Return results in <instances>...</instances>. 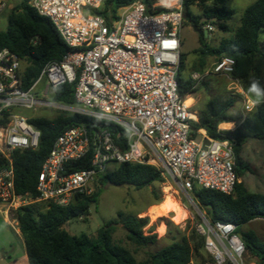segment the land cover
<instances>
[{"label":"built area","instance_id":"obj_1","mask_svg":"<svg viewBox=\"0 0 264 264\" xmlns=\"http://www.w3.org/2000/svg\"><path fill=\"white\" fill-rule=\"evenodd\" d=\"M104 2L30 0V7L51 22L70 51L60 61L47 62L27 90L21 87V59L0 48V119H6L0 125V208L6 220L30 203L65 207L76 197L91 196L96 178L108 164L151 166L168 187L172 184L184 194L196 186L231 195L239 181L233 144L194 129L198 115L186 104L188 96L178 93L181 0L175 9L159 12L148 11L137 0L110 20L94 13ZM5 7L0 0V13ZM201 29L209 33L213 26L206 24ZM233 65L231 58L223 57L212 64L211 73L229 76ZM41 82L44 89L38 94ZM62 85L73 87L76 107L47 100ZM247 101L244 109L250 112ZM15 109L71 112L94 121L92 129L75 126L56 137L37 177L36 198L19 195L14 187L12 153L34 150L39 140V132L28 118L13 113ZM101 122L112 123L126 134L125 150L116 145ZM89 153V167L73 170L72 165ZM175 193L174 200L187 213ZM12 221L17 226L15 218ZM234 229L233 224H211L203 217L199 231L215 264H237L234 255L240 257L244 248ZM233 238L237 246L230 245L232 253L228 245Z\"/></svg>","mask_w":264,"mask_h":264},{"label":"trees","instance_id":"obj_2","mask_svg":"<svg viewBox=\"0 0 264 264\" xmlns=\"http://www.w3.org/2000/svg\"><path fill=\"white\" fill-rule=\"evenodd\" d=\"M137 0H105L103 6L95 10L106 20L117 19L119 9ZM147 10H173L159 6L154 8L156 0H140ZM227 0H181L183 22L201 29L210 22L222 32H228V22L233 12L225 7ZM30 0H21L9 11L6 28L0 32V48H6L16 54L23 63L21 87L29 89L37 80L41 70L49 61H60L69 52L51 22L39 16L30 7ZM197 9V13L192 11ZM202 21V22H201ZM204 60L214 57L215 61L229 57L234 61L233 71L229 77L237 82L247 94L251 79H257L264 87V0H256L242 13L239 26L231 38L222 39L218 46L209 47L200 40L197 50ZM203 63V62H202ZM183 58H179L177 68V86L181 97L194 93L190 79L182 78ZM73 87L62 85L51 94L53 103L66 107H76ZM235 100H209L204 108L197 112L198 122L194 129L204 130L211 139L228 140L233 144L234 171L238 180L245 173H252L249 163L242 156V145L248 139L264 141V104L258 105L249 116L235 119L229 111ZM240 120V121H239ZM6 119H0V125ZM237 122L233 131L218 132L221 123ZM28 123L39 132L36 149L14 151L12 166L14 187L19 195L36 198L35 190L38 174L57 136L65 130L84 126L93 128L94 121L86 116L71 112H60L48 119L35 117ZM121 149L126 147V134L117 126L101 122ZM90 153L75 163L73 170L89 167ZM163 182L159 172L148 165L123 163L116 165L111 172L99 175L93 186L91 196L76 197L68 206L60 207L45 202H34L16 210L14 218L22 238L27 264H202V252L205 238L194 228L188 233L174 237L169 245L154 253L147 254L141 261L133 253L113 241L117 224L126 232V240L136 248L153 246L157 243L155 235H144L143 229L148 224L147 218L123 216L117 213V219L110 220L99 228L94 236L80 234L74 236L69 232V222L86 218L91 205H94L104 184L116 187L130 186L135 190L153 187ZM192 200L205 212V218L211 223H230L235 226L233 234L237 236L244 251L255 259V264H264V242L252 231H243L241 227L255 219H264V195L249 192L242 181L235 184L231 195L197 188L191 190ZM156 203L160 202V192L151 191Z\"/></svg>","mask_w":264,"mask_h":264},{"label":"rangeland","instance_id":"obj_3","mask_svg":"<svg viewBox=\"0 0 264 264\" xmlns=\"http://www.w3.org/2000/svg\"><path fill=\"white\" fill-rule=\"evenodd\" d=\"M5 4L4 10L0 13V32L6 28V18L9 11L18 4L21 0H3ZM256 0H227L225 7L233 12L231 19L226 22L228 32H222L217 25L210 22L204 23L202 26L209 24L213 26L212 32L202 30V37L193 30V27L187 22H183L179 37L182 40V48L180 57L183 58L182 78L190 79L194 87V93L188 96L191 100L192 110L198 112L202 110L209 100L225 101L228 99L235 100V103L229 113L235 119H243L249 116L250 112L245 111V101L249 99L240 85L233 81L229 76L212 74L211 67L215 62L214 57H207L204 60L197 51L200 47V40L209 47L218 46L222 39L231 38L239 26V20L243 11ZM179 0H168L166 5L163 0H156L153 7H176ZM194 13H197L196 8H192ZM121 10H118V14ZM202 22V21H201ZM203 62V63H202ZM194 75H198L197 79H193ZM44 89V82L37 85L36 91L41 94ZM48 101H51V94H48ZM253 110V109H252ZM13 113L25 118L45 117L48 119L56 117L60 112L54 110H25L15 109ZM240 121V120H239ZM242 156L249 163L252 173H245L242 181L245 188L251 193L264 195V141L248 139L242 145ZM116 165L108 164L105 172H111ZM160 192V202L156 203L151 195L152 190ZM181 199V204L187 208L185 218L180 223H175L173 213L169 212L163 216L156 218L152 217L153 207L158 206L164 201L165 196L177 198L175 193ZM177 201V200H174ZM178 204V203H177ZM179 205V204H178ZM122 213L123 216H136L137 218H147L148 224L143 229L144 235H155L157 243L153 246L144 248H136L126 240V232L120 224H117L113 233V241L133 253L136 260L141 261L147 257V254L169 245L174 237H179L181 234L188 233L191 229H195L199 234V225L203 223L205 212L199 210L192 200L191 193H181L175 186L162 182L153 187H147L140 190H135L130 186L116 187L110 184H104L101 187V193L97 202L91 205L86 218H78L69 222V232L78 236L86 234L94 236L99 228L104 223L110 220L117 219V213ZM14 215H9L6 220L5 215L0 208V264H27L25 249L18 226L12 221ZM243 231L254 232L260 241L264 242V219H255L241 227ZM240 240L239 238H237ZM229 240V238H228ZM229 244V243H228ZM228 248L233 253V250L228 245ZM237 264H255V259L248 255L244 250L240 257L234 255ZM202 264H215L212 257L207 251L202 252ZM194 260L193 263L195 264ZM225 264H235L233 261H226Z\"/></svg>","mask_w":264,"mask_h":264},{"label":"bare ground","instance_id":"obj_4","mask_svg":"<svg viewBox=\"0 0 264 264\" xmlns=\"http://www.w3.org/2000/svg\"><path fill=\"white\" fill-rule=\"evenodd\" d=\"M178 5V4H177ZM186 104H191V100L187 99ZM173 213V221L175 223H180L186 216V212L177 204L176 201L172 200L170 197L165 196L164 201L156 207H153L151 213L153 214L151 218H156L159 216H163L166 213ZM230 245L236 249L237 240L231 239Z\"/></svg>","mask_w":264,"mask_h":264},{"label":"clouds","instance_id":"obj_5","mask_svg":"<svg viewBox=\"0 0 264 264\" xmlns=\"http://www.w3.org/2000/svg\"><path fill=\"white\" fill-rule=\"evenodd\" d=\"M163 2L168 5V0H163ZM247 94L249 99L247 101V106L249 110L256 108L260 104H264V87L261 86L257 79H251L249 86L247 88ZM233 125L225 124L222 127L231 128Z\"/></svg>","mask_w":264,"mask_h":264},{"label":"crops","instance_id":"obj_6","mask_svg":"<svg viewBox=\"0 0 264 264\" xmlns=\"http://www.w3.org/2000/svg\"><path fill=\"white\" fill-rule=\"evenodd\" d=\"M180 39V37H179ZM182 40L180 39V50L182 48ZM194 111V110H193ZM252 111V110H251ZM196 112V111H195ZM197 113V112H196ZM198 115V114H197ZM225 124H231L233 125L231 128H225V127H222V125H225ZM236 125H237V122H230V123H221L220 125H218V128L219 129H223L225 131H233L235 128H236Z\"/></svg>","mask_w":264,"mask_h":264},{"label":"water","instance_id":"obj_7","mask_svg":"<svg viewBox=\"0 0 264 264\" xmlns=\"http://www.w3.org/2000/svg\"><path fill=\"white\" fill-rule=\"evenodd\" d=\"M193 30L195 31V32H197L198 34H199V36L200 37H202V29H198L197 27H193ZM207 142L206 141H204V144H206Z\"/></svg>","mask_w":264,"mask_h":264},{"label":"snow or ice","instance_id":"obj_8","mask_svg":"<svg viewBox=\"0 0 264 264\" xmlns=\"http://www.w3.org/2000/svg\"><path fill=\"white\" fill-rule=\"evenodd\" d=\"M174 43V42H173Z\"/></svg>","mask_w":264,"mask_h":264}]
</instances>
